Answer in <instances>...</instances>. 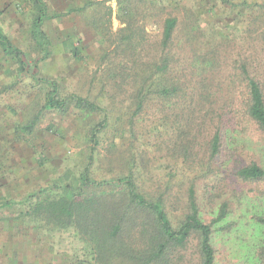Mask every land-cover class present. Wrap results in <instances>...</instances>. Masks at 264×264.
<instances>
[{
  "label": "trees",
  "instance_id": "16d2710c",
  "mask_svg": "<svg viewBox=\"0 0 264 264\" xmlns=\"http://www.w3.org/2000/svg\"><path fill=\"white\" fill-rule=\"evenodd\" d=\"M217 1L264 15V0ZM176 2L84 0L50 13L46 0H31L33 57L0 25V51L16 62L20 76L7 87L22 80L46 90L37 113L18 131L34 132L45 110L66 113L74 106L102 116L90 130L92 153L82 171H66L19 200L0 195V214L17 208L13 218L25 216L40 227L72 232L82 245L70 264H222L218 232L242 229L244 238L228 239L233 251L226 264H264V53L261 62L247 57L200 15H188L180 25L172 11L163 13ZM97 6L103 13L87 19L97 34V68L104 67L98 81L101 90L109 87L110 103L97 101L99 95L68 93L61 80L40 73L41 63L56 51L47 21ZM114 14L120 26L113 32ZM257 19L261 24L258 14ZM148 26L159 27L161 35L152 58L143 61L139 49L148 39ZM255 32L256 40H264L261 27ZM76 38L73 31L64 35L63 47L80 59L82 39ZM95 81L96 75L91 85ZM116 97L127 109L126 119L114 118ZM151 112L161 115L151 120ZM146 116L147 128L142 125ZM112 120L116 129L127 125L130 145L107 159L101 166L105 173L97 175L94 151ZM241 141L248 152L244 162L237 160ZM243 200L242 218L231 219Z\"/></svg>",
  "mask_w": 264,
  "mask_h": 264
},
{
  "label": "rangeland",
  "instance_id": "374dc122",
  "mask_svg": "<svg viewBox=\"0 0 264 264\" xmlns=\"http://www.w3.org/2000/svg\"><path fill=\"white\" fill-rule=\"evenodd\" d=\"M46 1L50 13H57L66 6L74 7L84 0ZM112 4L115 9L116 3L113 1ZM188 8L193 10L189 14L186 13ZM0 9L3 10L0 25L6 34L18 47L25 50L29 57H33L34 54L30 51V41H32L30 24L34 13L31 0H0ZM104 10L103 6L102 9L97 6L85 12L86 14L58 15L47 21L45 30L56 51L55 55L41 63L40 73L41 76L61 80L64 90L68 93L76 91L82 95L89 93L91 97L99 95L97 101L110 103L107 94L109 87L101 90V82L98 81L103 76L104 67L102 71L97 68L99 62L97 34L89 25L90 18L87 19V16H100ZM167 11H172L179 17L180 25H184L186 16L194 18V15H200L204 21L215 27L216 34L226 43L244 50L249 58L263 61L264 40L255 39L258 35L255 28L258 26L264 30V15H260L252 7L244 5L232 9L228 7V3L217 0H177L176 3L167 5L163 13ZM257 14L260 16L261 24L258 22ZM252 20H255L256 24H250ZM119 26L120 23L114 14L112 31L117 30ZM72 31L77 35L76 40L78 37L82 39L79 43L80 59L74 58L68 52V47H63L64 35ZM160 35L159 27H147L148 39L139 49L143 61L152 58ZM94 75L96 81L91 85L90 81ZM19 78L16 62L0 51V195L17 200L35 186L52 181L66 171L72 174L82 171L92 153L90 130L102 118L101 114L89 115L74 106L66 113L45 110L34 132L29 134L21 132L20 129L18 131L16 128L19 125L28 123L37 113L41 102L40 94L46 91L32 88L22 80L15 87H7L14 86ZM119 99L116 97V107L113 106L114 118L124 115L126 119L127 109L122 107ZM153 113L148 115L151 120L161 115V112ZM148 116L142 122L146 128L150 124ZM113 121L109 128L100 133L99 145L94 151L95 166L100 167V170H96L97 175L105 173L102 172L101 166L107 164V159L116 156L130 145L127 125L116 129L117 122ZM230 126L231 124L227 125ZM231 131L232 128L229 132ZM242 139L244 140V137ZM144 141H148L146 136ZM240 144L237 160L244 162L247 160L248 152H244V142L241 141ZM236 206L231 219L242 218L244 200L242 203H236ZM16 209H4L0 214L2 216L0 264H70V260L79 254L82 244L72 232H59L40 227L25 216L13 218V215L18 213ZM205 213L207 216L212 214L207 210ZM224 231L218 232L216 237L219 258L221 262L225 260L222 264L230 260L228 253L233 251L232 244L228 240L230 236L244 238V229L239 233Z\"/></svg>",
  "mask_w": 264,
  "mask_h": 264
}]
</instances>
